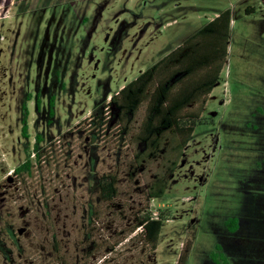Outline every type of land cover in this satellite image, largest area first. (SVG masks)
<instances>
[{
    "label": "rangeland",
    "instance_id": "1",
    "mask_svg": "<svg viewBox=\"0 0 264 264\" xmlns=\"http://www.w3.org/2000/svg\"><path fill=\"white\" fill-rule=\"evenodd\" d=\"M228 5L221 71L203 107L183 112L199 116L191 139L180 153L165 135L141 165L146 103L119 120L110 98ZM27 153L31 172L16 175ZM105 174L110 201L98 198ZM145 215L163 220L155 249L137 228ZM0 243V264H264L263 0H0Z\"/></svg>",
    "mask_w": 264,
    "mask_h": 264
},
{
    "label": "trees",
    "instance_id": "2",
    "mask_svg": "<svg viewBox=\"0 0 264 264\" xmlns=\"http://www.w3.org/2000/svg\"><path fill=\"white\" fill-rule=\"evenodd\" d=\"M229 30L230 11L226 10L201 28L183 46H179L168 57L143 71L110 98L109 105L117 109L119 120L132 118L139 106L146 103L145 116L138 134V141L143 148L135 155L137 160L142 154L139 159L141 165L158 157L160 144L167 134V143L178 140V151L182 153L194 131V120L199 117L194 114L184 119L183 112L198 101L203 107L205 98L212 91L227 54ZM220 39H223L221 53L218 51V40ZM217 59L220 60L219 65L215 72H211L210 66ZM162 74L164 75L159 78ZM29 100L30 95L26 94L21 104L20 135L23 138L29 137L27 108ZM35 105L37 108L40 106L38 97L35 99ZM48 105V114L51 118L54 114L53 96L49 98ZM103 123L102 116L92 118L94 128L99 129ZM121 130V135L127 134V125ZM36 139L40 141L39 135H36ZM33 149L37 152V145ZM165 151H168L167 148ZM31 167L32 161L30 154L27 153L24 162L15 167L12 172L16 175H21L23 172L30 173ZM116 182L115 175H102L97 185L98 198L103 201L115 198L117 195ZM157 182L154 179L150 185L148 194L151 198H158L166 188L165 184L160 188ZM162 225V219H153L148 215L143 216L137 223V228L141 229L139 233L152 249L156 248L160 240ZM226 226L231 232H235L238 227L236 218L229 219ZM15 245L19 247L18 244L15 243ZM0 251L3 252V249ZM185 258L186 255L180 256L178 264H184ZM212 259L217 262V254H213Z\"/></svg>",
    "mask_w": 264,
    "mask_h": 264
},
{
    "label": "crops",
    "instance_id": "3",
    "mask_svg": "<svg viewBox=\"0 0 264 264\" xmlns=\"http://www.w3.org/2000/svg\"><path fill=\"white\" fill-rule=\"evenodd\" d=\"M226 10H229V11H230V28H231L233 21H232V18H231V7H230V5H228L223 11H221V13H223V12L226 11ZM221 13H220V14H221ZM218 15H219V14L216 13V14H213L212 16H210L209 19L206 20V23H205L201 28H203V27H204L205 25H207L209 22L213 21L216 17H218ZM199 30H200V29H199ZM199 30H198V31H199ZM198 31H197V32H198ZM153 65H154V64H153ZM142 72H143V71L140 70L138 74H137V73H133L134 76L132 75V80H134L135 77H137L138 75H140ZM132 80H131V81H132ZM131 81H129V80L126 81V84L130 83ZM126 84H125V83L121 84V85L118 87V91L121 90ZM212 90H213V89H212ZM211 92H212V91H211ZM211 92H210V93H211ZM209 95H210V94H209ZM209 95H208V96H209ZM207 98H208V97H207Z\"/></svg>",
    "mask_w": 264,
    "mask_h": 264
},
{
    "label": "flooded vegetation",
    "instance_id": "4",
    "mask_svg": "<svg viewBox=\"0 0 264 264\" xmlns=\"http://www.w3.org/2000/svg\"><path fill=\"white\" fill-rule=\"evenodd\" d=\"M228 222V221H227ZM227 222H225V225H226V223ZM238 223V222H237ZM229 230V229H228ZM230 231V230H229ZM217 250H220V247L219 246H217V248H216Z\"/></svg>",
    "mask_w": 264,
    "mask_h": 264
},
{
    "label": "water",
    "instance_id": "5",
    "mask_svg": "<svg viewBox=\"0 0 264 264\" xmlns=\"http://www.w3.org/2000/svg\"><path fill=\"white\" fill-rule=\"evenodd\" d=\"M263 2H264V0H263Z\"/></svg>",
    "mask_w": 264,
    "mask_h": 264
}]
</instances>
